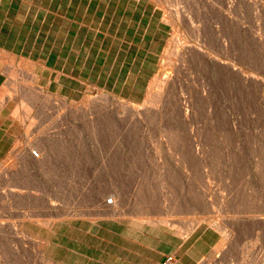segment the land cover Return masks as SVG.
Masks as SVG:
<instances>
[{"label": "rangeland", "instance_id": "374dc122", "mask_svg": "<svg viewBox=\"0 0 264 264\" xmlns=\"http://www.w3.org/2000/svg\"><path fill=\"white\" fill-rule=\"evenodd\" d=\"M13 1L0 264H264V1Z\"/></svg>", "mask_w": 264, "mask_h": 264}, {"label": "bare ground", "instance_id": "6f19581e", "mask_svg": "<svg viewBox=\"0 0 264 264\" xmlns=\"http://www.w3.org/2000/svg\"><path fill=\"white\" fill-rule=\"evenodd\" d=\"M231 1H232V0H231ZM262 1H264V0H262ZM176 2H177V1H176ZM246 2H247V1H246ZM227 3H229V2H226V4H227ZM234 3H235V2H234ZM234 3H233V4H234ZM255 3H256V2H255ZM226 4H225V5H226ZM253 4H254V3H253ZM225 5H223V6H225ZM234 5H235V4H234ZM212 6H213V5H212ZM231 6H232V5H231ZM214 7H215V6H214ZM229 7H230V6H229ZM232 7H233V6H232ZM256 7L258 8L259 6H256ZM225 8H227V6H225ZM225 8H224V9H225ZM230 8H231V7H230ZM259 9H260V7H259ZM259 9H258V10H259ZM216 10H217V9H216ZM220 10H221V9H219L218 11H220ZM227 10H228V9H227ZM230 10H231V9H230ZM172 11H174V10H172ZM174 12H175V11H174ZM220 12H221V11H220ZM222 12H223V10H222ZM231 12H232V10H231ZM165 13H166V12H165ZM175 14H176V13H175ZM164 15H165V14H164ZM168 15H169V14H168ZM168 15H167V16H168ZM222 15H223V13H222ZM251 15H252V14H251ZM175 16H176V15H175ZM179 17H180V16H179ZM183 17H184V16H183ZM191 17H192V16H191ZM165 19H166V18H165ZM197 19H198V18H197ZM230 20H232V19H230ZM166 21H167V20H166ZM173 22H174V21H173ZM230 22H231V21H230ZM182 23H183V22H182ZM212 23H213V22H212ZM191 25H192V22H191ZM175 27H177V26H175ZM197 27H198V26H196V28H197ZM236 27H237V26H236ZM234 29H235V28H234ZM216 30H217V29H216ZM238 31H239V30H238ZM172 32H173V31H172ZM217 32H218V31H217ZM181 33H182V32H181ZM212 33H213V32H212ZM237 33H238V32H237ZM214 35H215V34H214ZM217 35H218V34H217ZM183 36H184V35H183ZM177 37H178V36H177ZM181 37H182V36H181ZM216 37H217V36H216ZM195 38H196V37H195ZM178 39H179V38H178ZM179 40H180V39H179ZM179 40H178V41H179ZM181 40H182V39H181ZM220 41H222V38H221ZM224 41H225V40H224ZM182 42H183V41H182ZM188 43H189V42H188ZM218 43H219V41H218ZM222 44H223V43H222ZM178 45H179V44H178ZM184 45H185V44H184ZM187 45H188V44H187ZM214 45H215V44H214ZM225 45H226V44H225ZM169 46H170V45H169ZM173 46H174V45H173ZM189 46H190V45H189ZM220 46H221V45H220ZM223 46H224V45H223ZM183 47H184V46H183ZM216 47H217V46H216ZM173 48H174V47H173ZM213 48H214V47H213ZM224 48H225V47H224ZM229 48H230V46H229ZM205 49H206V48H205ZM216 49H217V48H216ZM226 49H227V48H226ZM182 50H183V49H182ZM213 50H215V49H213ZM223 50H224V49H223ZM2 51H3V50H2ZM175 51H176V50H175ZM179 51H180V50H179ZM188 52H189V51H188ZM191 52H192V51H191ZM208 52H209V51H208ZM214 52H215V51H214ZM169 53H171V52H169ZM195 53H197V52L195 51ZM217 53H218V52H217ZM219 53H220V52H219ZM241 53H242V52H241ZM176 54H177V53H176ZM205 54H206V53H205ZM210 54H211V53H210ZM215 54H216V53H214V56H215ZM7 55H8V54H7ZM172 55L174 56L173 53H172ZM183 55H184V54H183ZM217 55H218V54H216V56H217ZM223 55H224V54H223ZM225 55H227L226 52H225ZM173 56H172V57H173ZM180 56H181V54H180ZM199 56H200V55H199ZM229 56H230V55H229ZM229 56H228V58H229ZM2 57H3V56H2ZM175 57H176V56H175ZM187 57H188V56H187ZM220 57H221V56H220ZM215 58H216V57H215ZM171 59H172V58H171ZM180 59H181V58H180ZM4 61H5V60H4ZM212 61H213V60H212ZM223 61H224V60H223ZM5 62H6V61H5ZM203 62H205V61H203ZM203 62H202V63H203ZM207 62H208V61H207ZM220 62H221V61H220ZM176 63H177V62H176ZM205 63H206V62H205ZM205 63H204V64H205ZM215 63H216V61H215ZM221 63H222V62H221ZM224 63L227 64L228 62H227V63L224 62ZM232 64H233V63H232ZM232 64H231V66L229 65L231 68H232ZM240 66H241V65H240ZM247 66H248V65H247ZM217 67H218V66H217ZM226 67H227V65H226ZM230 67H229V68H230ZM233 67H234V65H233ZM248 67H249V66H248ZM5 68H6V67H5ZM229 68H228V69H229ZM249 68H250V67H249ZM238 69H240V67H237L236 70H238ZM241 69H242V68H241ZM241 69H240V70H241ZM242 70H243V69H242ZM238 71H239V70H238ZM221 72H222V70H221ZM227 73L229 74V72H227ZM239 73H240V72H239ZM241 73H242V72H241ZM244 73H245V72H244ZM27 74H28V73H27ZM222 74H224V72H223ZM245 74H246V73H245ZM34 75H35V74H34ZM217 75H218V74H217ZM224 75H225V74H224ZM249 75H251V74H249ZM233 76H234V75H233ZM235 76H236V75H235ZM254 76H255V75H254ZM165 77H166V76H165ZM165 77H164V78H165ZM201 77H202V76H201ZM247 77H248V76H247ZM250 77H251V76H250ZM255 77H256V76H255ZM159 79H160V78H159ZM202 79H203V78H202ZM246 79H247V78H246ZM248 79H249V78H248ZM160 80H161V79H160ZM18 81H19V80H18ZM25 81H26V80H25ZM158 81H159V80H158ZM260 81H261V80H260ZM28 82H30L31 84H30V83H29V84L32 85V82H31V81H28ZM159 82H161V81H159ZM175 82H176V81H175ZM251 82H252V81H251ZM254 82H255V81H254ZM26 83H27V81H26ZM26 83L24 82V84H26ZM164 83H165V82H164ZM261 83H262V81H261ZM159 84H160V83H159ZM242 84H244V83H242ZM27 85H28V84H27ZM9 86H10V85H9ZM19 86H20V85H19ZM201 86H202V85H201ZM12 87H13V86H12ZM28 87H29V85H28ZM157 87H158V86H157ZM258 87H259V86H258ZM10 88H11V87H10ZM159 88H160V87H159ZM166 88H167V87H166ZM47 89H48V88H47ZM161 89H162V88H161ZM258 89H259V88H258ZM30 90H31V89H30ZM21 92H23V91H21ZM47 92H48V91H47ZM198 92L200 93V95H202L200 91H198ZM34 93H36V91H35ZM158 93H159V92H158ZM21 94H23V93H21ZM29 94H30V93H29ZM203 94H204V93H203ZM11 95H12V94H11ZM24 95H26V94L24 93ZM47 95H48V94H47ZM154 95H155V93H154ZM18 96H19V95H18ZM33 96H34V95H33ZM33 96H32V97H33ZM37 96H38V95H36V96H34V97H37ZM45 96H46V95H45ZM48 96H49V95H48ZM28 97L31 98L30 95H29ZM37 98H38V97H37ZM21 99H23V98H21ZM33 99H34V100H33L34 102H36V101L38 100V99H37V100L35 101V98H33ZM152 99L154 100L155 97L152 98ZM30 101H31V100H30ZM87 101H89V99H88ZM156 101H157V100H156ZM62 103H63V102H62ZM30 104H32V103H30ZM78 104H79V103H78ZM27 105H28V104H27ZM128 106H129V105H128ZM131 106H132V105H131ZM74 107H76V106H74ZM123 108H124V107H123ZM127 108H128V107H127ZM45 109H46V108H45ZM48 109H49V108H48ZM85 109H86V108H85ZM129 109H130V108H128V110H129ZM133 109H134V108H133ZM78 110H79V109H78ZM91 111H92V110H91ZM130 111H131V110H130ZM139 112H140V111H139ZM35 113H36V112H35ZM133 113H134V112H133ZM135 113H136V112H135ZM146 113H147V112H146ZM142 114H143V113H142ZM144 114H145V112H144ZM10 116H11V115H10ZM10 116H9V118H10ZM58 116H59V115H58ZM58 116H57V117H58ZM32 117H33V116H32ZM59 117H60V116H59ZM37 119H38V118H37ZM51 126H52V125H51ZM51 128H52V127H51ZM42 131H43V130H42ZM36 144H37V143H36ZM32 145H33V144H32ZM48 146H50V144H49ZM37 147H38V146H37ZM44 147H45V145H44ZM34 148H35V147H34ZM38 148L40 149V147H38ZM38 148H37V149H38ZM44 149H45V148H44ZM37 151H39V150H35V152H31L32 157L35 158V159H38V158H39V155H41V154H39V152H37ZM42 152H43V151H42ZM21 153H22V151H21ZM46 153H48V152H46ZM18 154H19V153H18ZM21 156H23V155L21 154ZM43 157H44V156H42V158H43ZM16 158H17V157H16ZM21 158H22V157H21ZM40 158H41V157H40ZM45 158H46V156H45ZM14 159H15V157H14ZM40 160H42V159H40ZM13 161H14V160H13ZM21 161L23 162V160H21ZM45 161H46V160H45ZM31 163H32V162H31ZM14 165H15V164H14ZM27 165H28V164H27ZM29 167H30V166H29ZM2 168H3V167H2ZM12 168H13V167H12ZM15 169H16V168H15ZM7 171H8V170H7ZM12 171H13V170H12ZM24 177H25V176H24ZM23 180H24V179H23ZM21 181H22V180H21ZM34 186H35V185H34ZM26 187H27V186H26ZM13 188L15 189L16 186H14ZM20 188H21V187H20ZM17 189H18V191L20 192L19 188H17ZM17 189H16V191H17ZM22 189H23V188H22ZM31 190H32V189H31ZM35 190H36V189H35ZM16 191H14V192H16ZM18 191H17V192H18ZM19 192H18V193H19ZM21 193H22V192H21ZM23 193H24V192H23ZM35 194H36V193H35ZM112 202H113V201H112V199H111V203H112ZM51 203H54V201H52ZM112 204H114V202H113ZM178 207H179V206H178ZM176 208H177V207H176ZM149 222H150V221H149ZM153 222H154V221H153ZM153 222H151V223H153ZM156 222H157V221H156ZM161 222H162V221H161ZM199 222H200V221H199ZM199 222H198V223H199ZM162 223H163V222H162ZM196 223H197V222H196ZM153 224H155V223H153ZM156 224H157V223H156ZM212 224H213V223H212ZM217 225H218V224H217ZM217 227H218V226H217ZM191 228H192V227H191ZM192 229H193V228H192ZM194 229H195V228H194ZM194 229H193V230H194ZM223 230H225V229H223ZM180 232H181V231H180ZM190 232H192V231H190ZM224 232H225V231H224ZM227 232H228V231H227ZM228 234H229V233H228ZM229 235H230V234H229ZM186 237H187V236H186ZM262 245H264V244H262ZM225 247H226V246H225ZM260 249H261V247H260ZM261 250H262V249H261ZM259 251H260V250H258V252H259ZM256 252H257V251H256ZM262 253H264V251H262ZM257 254H258V253H257ZM260 254H261V253H260ZM259 256H260V255H259ZM259 256H258V257H259ZM258 257H257V259H256L257 262H256V260H255V262H254L255 264H256V263H259V262H258ZM255 258H256V256H255ZM260 258H261V257H260ZM252 263H253V262H252ZM252 263H251V264H252ZM260 263H261V262H260Z\"/></svg>", "mask_w": 264, "mask_h": 264}, {"label": "crops", "instance_id": "0c3cea01", "mask_svg": "<svg viewBox=\"0 0 264 264\" xmlns=\"http://www.w3.org/2000/svg\"><path fill=\"white\" fill-rule=\"evenodd\" d=\"M13 2H14L13 0H0V11H1V8H5L4 11L0 12V45L8 44L7 41L9 40V38L12 37V31L15 30V29L13 30V24L15 22L14 19L11 20L8 18V15H9L8 9L9 7H11V4ZM6 6H7V9H6ZM16 31L17 30H15V32ZM15 39L16 40L21 39V35L18 33V31L15 33ZM15 44L16 43L14 42L13 45Z\"/></svg>", "mask_w": 264, "mask_h": 264}, {"label": "built area", "instance_id": "2783aa9c", "mask_svg": "<svg viewBox=\"0 0 264 264\" xmlns=\"http://www.w3.org/2000/svg\"><path fill=\"white\" fill-rule=\"evenodd\" d=\"M108 201V203H111V199H108L107 200ZM164 264H176L173 260H171V258H168L165 262H164Z\"/></svg>", "mask_w": 264, "mask_h": 264}]
</instances>
